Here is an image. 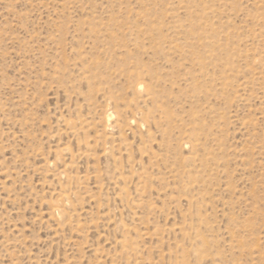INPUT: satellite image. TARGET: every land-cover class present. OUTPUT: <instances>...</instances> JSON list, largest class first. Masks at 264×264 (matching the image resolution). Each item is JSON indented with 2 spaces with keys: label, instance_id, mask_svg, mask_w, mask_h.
Returning <instances> with one entry per match:
<instances>
[{
  "label": "rangeland",
  "instance_id": "rangeland-1",
  "mask_svg": "<svg viewBox=\"0 0 264 264\" xmlns=\"http://www.w3.org/2000/svg\"><path fill=\"white\" fill-rule=\"evenodd\" d=\"M0 264H264V0H0Z\"/></svg>",
  "mask_w": 264,
  "mask_h": 264
}]
</instances>
